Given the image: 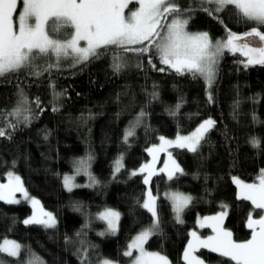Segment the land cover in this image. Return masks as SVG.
I'll use <instances>...</instances> for the list:
<instances>
[{"label":"trees","instance_id":"1","mask_svg":"<svg viewBox=\"0 0 264 264\" xmlns=\"http://www.w3.org/2000/svg\"><path fill=\"white\" fill-rule=\"evenodd\" d=\"M214 8L201 2L183 5L181 9H190L183 14L189 16L188 29L203 30L214 40L252 30L253 22L241 19L234 6L204 10ZM99 51V58L74 63L71 57L52 68L53 58H38L30 67L0 76V129L5 132L0 136V175L17 173L26 191L56 217L51 227L25 224L32 212L27 201L0 200V243L11 238L22 245L16 256L0 252V264H100L103 258L129 264L134 255H125L130 240L153 223L152 213L143 207L147 188L157 197L159 223L146 247L166 255L171 264H187L183 254L191 232L199 236L198 217L225 204L224 226L233 240L250 239L249 216L258 219L264 212L241 198L234 178L258 183L264 171V64L248 65L247 57L226 49L208 90L201 75L178 74L157 57L152 63L166 70H155L148 63L150 53L114 47ZM117 55L124 64L118 72L113 68ZM21 91L28 102L20 105V115H9L18 107ZM207 119L215 125L196 152L172 148L183 171L169 179L159 170L165 152L159 151L155 174L146 185L147 173L140 169L153 162L148 150L160 146L161 137L189 133ZM130 129L134 134L125 139ZM86 156L93 179L83 184L80 175L81 184L67 189L63 175ZM118 160L122 166L115 171ZM170 189L191 195L182 223L164 194ZM105 207L117 209L120 218L115 233L101 235L104 222L94 216ZM199 230L203 236L213 232L209 226ZM29 253L38 263L29 262ZM194 255L207 264H235L209 249L199 248Z\"/></svg>","mask_w":264,"mask_h":264},{"label":"snow or ice","instance_id":"2","mask_svg":"<svg viewBox=\"0 0 264 264\" xmlns=\"http://www.w3.org/2000/svg\"><path fill=\"white\" fill-rule=\"evenodd\" d=\"M18 3L22 10L17 12ZM138 5L134 10L129 5ZM202 4H213L214 9L206 11H223L228 6H234L236 14L244 20L251 21L255 25L264 28V0H201ZM126 10L127 14H126ZM190 9H181L177 0H0V76L17 72L22 68L30 67L33 62L41 57L55 56V63L48 67H59L60 61L71 56L74 63H83L89 58H99L103 53L100 49L119 48L123 52L136 53L148 56L149 65L157 71L164 72L165 67L157 68L152 63L153 57H157L161 65L175 70L183 75L185 72L193 76H203L211 88L216 75V64L219 57L227 49L231 52H240L247 57V64H264V46L253 47L249 43H238L242 37L229 32L225 41H217L213 44L207 33L190 34L186 29L187 19L179 17ZM18 19V24L14 20ZM171 16V20L168 17ZM49 21L52 25L49 26ZM71 27L73 32L65 39L58 38L62 29ZM246 36L259 37L264 41V32L257 27L246 33ZM85 42L81 46L80 42ZM122 57H113V68L120 71L124 64ZM140 66L139 64L137 65ZM21 100L18 107L9 115H20V105L26 104L27 98L20 93ZM156 94L153 93V98ZM209 101L212 95L209 93ZM39 107V100L36 101ZM179 108V105H177ZM56 110L55 108L53 109ZM143 115V113H141ZM27 120L28 118L25 117ZM215 125V121L207 119L188 136L178 135L175 140H167L161 137L162 144L149 149L153 156L151 164H145L140 172H146L144 183L147 185L155 174L156 153L175 145L187 148L192 152L197 151V146L204 139L206 133ZM134 134L129 130L125 139ZM5 132L0 129V136ZM253 146L259 147V140L253 138ZM122 159V158H121ZM171 162L165 164L161 171H167L169 179L174 173L182 172L178 164L168 154ZM121 162H116V170L119 171ZM133 175L137 173L133 172ZM9 183L0 184V200L8 203H18L13 199L17 191H23V184L19 176L8 174ZM72 177L64 178L65 185L71 187ZM235 183L240 187L241 198L251 201L256 209L264 212V171L259 178V183L246 184L239 179ZM174 203L177 220L182 223L180 213L190 203L191 197L173 193L170 197ZM157 197L149 189L147 199L143 207L148 209L156 217L155 201ZM32 204L37 208L38 215L26 219L25 224L43 223L48 227L55 225V218L51 213L43 212L39 208V201L33 199ZM225 213L218 216L206 217L201 221V227L205 224L212 227L216 233L206 239H201L194 231L192 240L183 254L187 264H205L194 255L197 249H209L222 257L229 258L235 264H264V214L258 219L250 215L247 226L252 229L251 238L236 242L232 239V233L220 227ZM47 219H41V217ZM101 218L108 222L109 229L116 230V221L119 213L106 210ZM158 218L156 224H158ZM153 229L141 232L129 245V251L125 255L132 256L131 249H138L139 255L133 260V264H169L166 256L160 253L146 252L143 244L152 234ZM20 245L14 241L5 240L0 244V252H6L11 256L19 254ZM103 264H112L105 260Z\"/></svg>","mask_w":264,"mask_h":264},{"label":"rangeland","instance_id":"3","mask_svg":"<svg viewBox=\"0 0 264 264\" xmlns=\"http://www.w3.org/2000/svg\"><path fill=\"white\" fill-rule=\"evenodd\" d=\"M177 2H178V4H179V7L181 8V7H183V5H185V4L194 3V2H201V0H177ZM214 6H215V5H214ZM136 7H138V5H136L135 3H132V4L129 5V9H133V10H134ZM21 10H22V7H21V5L18 3V9H17V12H19V11H21ZM127 11H128V10H126V14H127ZM171 18H172V17L168 18V20L170 21ZM179 18H180V19H187V21L189 20V16H188V15H181ZM14 20H15V21L17 22V24H18V19H17L16 16H14ZM51 25H52V21H49V26H51ZM187 25H188V23H187ZM187 25H186V29H185V30H186L188 33H190V34L207 33V32H205V31H203V30H189L188 27H187ZM253 27H257L258 30H259V29L261 30V28H262V27H259V26L255 25L254 23H253L252 29H253ZM260 30H259V31H260ZM72 32H73V29H72L71 27H66V28L62 29L61 32L58 34V38H60V39H65V38L69 37V35H70ZM261 32H262V31H261ZM207 34H208V33H207ZM208 36H209L210 41H211L213 44H215L217 41H225V40L227 39V38H226V39L224 40V39L219 38V39H215V40H214V39H212V38L210 37L209 34H208ZM80 44H81V46H85V42H83V41H81ZM225 50H226V49H225ZM225 50H224V51H225ZM220 57H221V56H220ZM220 57H219V58H220ZM41 58H45V59L53 58L54 61H55V56H54V55H51V56H48V57H41ZM41 58H39V59H41ZM69 58H71V56H69V57L66 58V59H62L61 61H66V60L69 59ZM72 59H73V58H72ZM36 60H37V59H36ZM218 61H219V59H218ZM34 62H35V61H34ZM215 68H217V64H216ZM202 77H203V76H202ZM203 78H204V77H203ZM214 79H215V78H214ZM204 80H205V83H206L207 89L210 90V88L208 87V84H207V81H206L205 78H204ZM213 82H214V80H213ZM212 84H213V83H212ZM198 127H199V126H198ZM198 127H196L193 131H191V132H189V133H186V134H180V136H188V135H191V133L194 132ZM176 137H177V136H175V137H173V138H168L167 140H175ZM174 146H175V145L170 146V147H167L166 150H164V151H165V152H164V156H163V158L161 159V164H160V167H159V170H160V171H161V169L164 168V165H165L166 163L169 164V167H170V168L172 167V166H171V162L168 160V154L171 153L172 159L175 161V158H174V156H173V151H172V148H173ZM157 147H158V146H157ZM157 153H159V152H157ZM88 163H89V158H88L87 156H86V157H83V158H80V159H78V160L75 161V165H76V167L74 168V170L71 171V172H67V173H65V174L63 175V182H64V178H65L66 176H70V177L73 178V179H72V182H71V187L65 185V183H64V185H65V187H66L67 189H72V188H74V187H76V186H78V185L81 184V181L78 179V176H80V175H83V176H84V183H83V184H88L89 181L91 180V178L93 179V174H92L90 168L88 167ZM121 166H122V162H121ZM86 168H87V169H86ZM115 171H117V170H116V164H115ZM115 171H114V172H115ZM10 172H11L14 176H19L17 173H15V172L12 171V170H11V171H7L5 174L0 175V184H8V183H9L8 174H9ZM164 172H166V173L168 174L167 171H164ZM19 177H20V176H19ZM234 179L236 180V179H239V178L235 177ZM20 180H21V182H22L21 177H20ZM258 183H259V182H258ZM258 183H257V184H258ZM22 184H23V182H22ZM249 184H252V183H249ZM23 189L26 191L24 185H23ZM149 189H150V188H149ZM149 189L147 188V191H148ZM150 190H151V189H150ZM147 191H146V199H147ZM151 191H152V190H151ZM26 193H27V196H25V194H24L23 191H17V192L14 193V195H13V197H12V198L15 199L16 201H20V200L27 201V203L31 206V208H32V212H31V214H30L26 219H30L31 217H33V216H35V215H38L37 208L34 207L33 204H32V200L35 199V200L39 201V208L42 209L43 212L51 213V214H52V216L55 218V224H56V217H55L54 213H53L52 211H50V210L44 208V206L41 204V202H40V200H39L38 198H36V197H34V196H31L27 191H26ZM152 193H153V192H152ZM173 193H180V194H183V195H186V196H189V197H191V195H189L188 193H184V192L177 191V190H172V189L165 191L164 194L170 199V201H171V203H172V205H173V209H174L175 215H176V217H177V213H176L175 208H174V203H173L172 199L170 198V197H171V194H173ZM238 194L240 195V187H239V185H238ZM153 195H154V194H153ZM154 196H155V195H154ZM4 201H6V200H4ZM155 208H156V201H155ZM106 210H113V211H115V212H118V213H119V218H120V212H119L117 209L112 208V207H105V208H103L102 210H100L99 212H97V213L95 214L94 218H95L96 220H100V221L104 222V226H103L102 228L99 229V233H100L101 235L106 234V233H115V232L117 231V229H118V225H119V219H118V220L116 221V230H115V231H112V230L109 229L108 222H107L106 220H104V219L101 218V214L104 213ZM227 211H228V206L225 204L224 207H223L220 211H218V212H216V213H214V214H208V215L199 216L198 219H197L199 236H201L203 239H206L207 237H209V236H214V235L216 234V233L214 232V230H213V232L208 233V234H206V235L203 236V234L201 233V231H200L199 229H200V228H203L204 226H208V224H205L203 227H201V221H202L204 218H206V217H214V216H218V215H219L220 213H222V212L225 213V215H224V217H223L222 222L220 223V227H221L223 230H225V231H230L228 228H226V227L224 226V220H225V216H226V214H227ZM156 213H157V210H156ZM181 215H182V213H180V218H181ZM26 219H25V220H26ZM41 219H45V220H46L47 217H43V216H42ZM156 220H157V215H156V217L153 216V223H152L151 225H149V226L143 228L142 230H140L138 233H136V234L132 237V239H131L130 242H129V245L133 242V240H134V239H135V238H136L141 232H143V231H145V230H148V229H153V231H152V233H153L154 230H155V228H156ZM41 224H43V223H41ZM44 225H45V224H44ZM209 227H210V226H209ZM211 228H212V227H211ZM192 232H193V231H192ZM192 232H191V233H192ZM230 232H231V231H230ZM201 234H202V235H201ZM148 238H149V237H148ZM232 239H233V238H232ZM5 240H8V241H14L16 244H19V245H20L19 252L21 251V249H22V245H21V243H19L17 240H14V239H11V238H5V239H3V240L1 241L0 244H3V242H4ZM147 240H148V239H147ZM147 240H146V241H147ZM146 241H145L144 244H143V247H144V249H145L146 252L160 253L161 255L166 256V255H164V254L161 253V252L151 251V250L147 249V247H146ZM129 250H130V249L128 248V251H129ZM131 251H132V253H133L134 255H133L132 261H131L129 264H133V260H134V258H135L136 256L139 255V250H138V249H131ZM30 254H31V253L28 254V257L30 256L29 259H28L29 262H31V263H38V259H37V257L34 256V255L31 256ZM166 257H167V256H166ZM199 257H200V256H199ZM200 258H201V257H200ZM167 259H168V257H167ZM201 259L205 262V264H207V262H206L203 258H201ZM105 260L111 261L112 264H121V263H119V262H117V261H115V260L108 259V258H103V260L100 261V264H103V261H105ZM168 261H169V264H171L169 259H168Z\"/></svg>","mask_w":264,"mask_h":264},{"label":"water","instance_id":"4","mask_svg":"<svg viewBox=\"0 0 264 264\" xmlns=\"http://www.w3.org/2000/svg\"><path fill=\"white\" fill-rule=\"evenodd\" d=\"M238 36L242 37V39L238 41V43H249L250 46L253 47L264 46V41H261L259 37L246 36V33Z\"/></svg>","mask_w":264,"mask_h":264}]
</instances>
